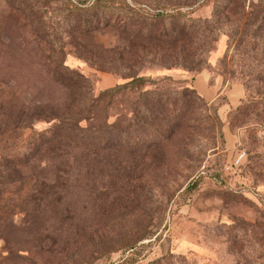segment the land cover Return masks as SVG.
<instances>
[{"label": "rangeland", "instance_id": "rangeland-1", "mask_svg": "<svg viewBox=\"0 0 264 264\" xmlns=\"http://www.w3.org/2000/svg\"><path fill=\"white\" fill-rule=\"evenodd\" d=\"M92 1L0 0V158L30 149L58 122L52 111L79 113L86 95L96 128L125 121L145 90L189 84L209 103L201 133L193 140L183 125L168 146H147L154 137L142 136L92 152L51 142L23 170L25 183L0 186V264H264V0H232L198 71L141 53L151 42L122 31L121 14L112 21L70 6ZM122 1L157 25L144 34L178 22L153 14L178 7L203 20L215 8L212 0ZM134 75L152 82L104 95ZM27 107L45 114L20 129ZM191 140L193 156H180Z\"/></svg>", "mask_w": 264, "mask_h": 264}, {"label": "trees", "instance_id": "trees-1", "mask_svg": "<svg viewBox=\"0 0 264 264\" xmlns=\"http://www.w3.org/2000/svg\"><path fill=\"white\" fill-rule=\"evenodd\" d=\"M212 1L215 3L214 14L212 17L203 20L193 19L189 11L183 13L178 10V7L167 13L162 12L151 15L158 22L161 18H175L178 21L177 23L173 21L169 29L156 27V33L153 34L143 33L144 30L148 29L147 32H149V30H152V26H157L152 24L145 25L146 18L150 15H147L148 13H144L137 7L124 3L122 0H93L87 6H80L70 2V6L72 10L92 12L93 15L97 16L107 12L112 21L116 19L114 18L115 13L121 14L120 17L124 16V18H119L124 26L122 31L129 32L135 38H143L151 42L147 46H153L152 51L145 48L144 45H140V47L142 46L140 49L141 53L153 52L155 56L159 57L160 64L167 68L180 65L187 70L198 71L203 59H197L202 58L201 50L204 51V42H208L209 38L212 39L215 36L216 30L219 29L218 25H224L225 21H229V14L231 13L229 9L232 5V0ZM83 4H86V2ZM120 4L121 6L125 5V7L118 8L117 6H120ZM129 19L137 20L136 23L133 21L129 23ZM181 20L182 22L189 21L188 25L190 26H187L186 23H181ZM87 21H80V26H86ZM196 25L202 26L201 28H195ZM47 45L51 46L49 42H47ZM53 60L68 73H77L75 70H70L62 60ZM151 80L147 76L134 75L126 83L106 90L104 95L112 98L122 92H130L146 82H152ZM155 88L153 91L145 90L140 95L139 100L133 101L132 109L125 121L110 122L107 120L101 127L96 126L95 128V125L89 123L90 121L88 122L87 106H89L91 101V96L89 95H86L88 97L85 96L83 107L79 113L65 116L58 115L52 111L50 116L57 118L58 122L52 124L48 132L34 134V138L30 140V144H32L30 149L28 148L22 153H7L0 158V182H3V185L0 183V186H8V183H25L26 177L23 170L36 160L51 142L62 141L67 143L69 141L84 151L92 152L93 149L109 148L114 144H117L118 147L128 148L131 146V141L143 136L146 138L154 137L147 146L151 144L154 146H168L169 141L183 125L192 126L194 134L191 133V138L193 140L197 138L201 133L200 122L203 121L201 111L204 106L206 108L209 104L204 100V97L194 86L189 84L173 90ZM35 114H45V110L33 112L32 108L27 107L24 113L19 116L17 127H20V129L33 127L34 122H32L31 118ZM215 127V122L211 121V132H213ZM218 135L223 138L220 128H218ZM193 140L183 143V151L181 150L182 153H179L180 156L184 157L187 155L188 159L193 156V154L189 156ZM12 146L15 147L14 145ZM202 153L203 151L200 150L198 156ZM197 183L198 181H194L188 187L196 186Z\"/></svg>", "mask_w": 264, "mask_h": 264}, {"label": "crops", "instance_id": "crops-1", "mask_svg": "<svg viewBox=\"0 0 264 264\" xmlns=\"http://www.w3.org/2000/svg\"><path fill=\"white\" fill-rule=\"evenodd\" d=\"M207 92H210V90L207 91ZM203 93H205V90L203 91ZM205 95H206V93H205ZM205 95H204V96H205ZM217 96H219V94H217ZM217 96H216V95L213 96V95L210 93V94L207 96V98H208V99H211V100H214ZM232 100H233V99H232ZM232 100H231V98H230V101H232ZM220 110H223V106H221Z\"/></svg>", "mask_w": 264, "mask_h": 264}, {"label": "built area", "instance_id": "built-area-1", "mask_svg": "<svg viewBox=\"0 0 264 264\" xmlns=\"http://www.w3.org/2000/svg\"><path fill=\"white\" fill-rule=\"evenodd\" d=\"M262 202H263V204H264V196L262 197Z\"/></svg>", "mask_w": 264, "mask_h": 264}]
</instances>
